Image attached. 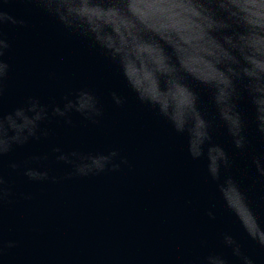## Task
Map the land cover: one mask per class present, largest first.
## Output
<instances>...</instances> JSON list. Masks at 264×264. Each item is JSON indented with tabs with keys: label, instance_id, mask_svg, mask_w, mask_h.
<instances>
[{
	"label": "clouds",
	"instance_id": "9594fccd",
	"mask_svg": "<svg viewBox=\"0 0 264 264\" xmlns=\"http://www.w3.org/2000/svg\"><path fill=\"white\" fill-rule=\"evenodd\" d=\"M7 2V0H5ZM54 19L62 29L98 53L120 78L128 94L165 120L175 133L187 136L193 160L206 157L207 173L216 182L229 210L240 221L248 237L264 249L262 228L239 182L227 173L233 166L229 152L215 143L217 121L232 148L249 155L248 121L241 109L247 102L252 123L264 140V0H26ZM5 24L25 26L0 5V99L9 71L5 52ZM112 103L123 108L128 95L119 89L109 93ZM99 124L103 117L96 93L82 88L63 97V106L43 104L29 97L24 105L5 113L0 108V207L10 201L12 189L3 175L4 158L31 141L49 136L45 122L62 119L72 124V114ZM56 161L72 166L66 178L117 171L128 161L119 151L107 154L65 153L53 147ZM49 159L34 155L23 161L10 160L8 168L33 182H57L47 170L33 167ZM119 161V162H117ZM251 164L264 179V154L252 155ZM25 199H31L26 195ZM243 209V212L240 211ZM207 215L215 219L213 211ZM221 243L231 249L239 264H255L230 233ZM16 242L0 236V257ZM196 264H229L224 255L209 252Z\"/></svg>",
	"mask_w": 264,
	"mask_h": 264
}]
</instances>
